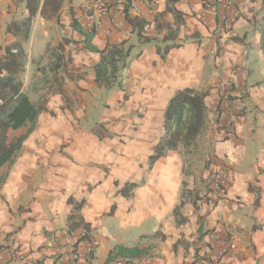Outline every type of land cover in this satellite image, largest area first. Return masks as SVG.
I'll return each mask as SVG.
<instances>
[{"label": "crops", "instance_id": "0c3cea01", "mask_svg": "<svg viewBox=\"0 0 264 264\" xmlns=\"http://www.w3.org/2000/svg\"><path fill=\"white\" fill-rule=\"evenodd\" d=\"M68 3L59 20L40 11L33 24L64 19L67 92L50 96L46 112L57 118L40 114L0 191V264H65L74 248L84 251L76 238L85 227L70 230V199L85 201L80 216L99 242L93 264H264V0H138L145 34L156 41L141 45L126 21L91 42L98 50L134 47L122 89L108 93L95 84L98 56L72 27L77 19L87 31L80 0ZM33 27L23 45L42 54L52 32ZM18 40L0 29V57ZM228 81L241 84L250 103L218 128ZM184 89L207 92L209 151L188 164L180 146L150 169L169 100ZM212 174L229 178L213 205L202 198ZM127 183L139 184L130 197L119 192ZM119 247L145 254L112 255Z\"/></svg>", "mask_w": 264, "mask_h": 264}, {"label": "trees", "instance_id": "16d2710c", "mask_svg": "<svg viewBox=\"0 0 264 264\" xmlns=\"http://www.w3.org/2000/svg\"><path fill=\"white\" fill-rule=\"evenodd\" d=\"M24 3V17L20 22H13L8 27V33L19 40L5 48V53L0 57V191L3 188L11 168L19 157L24 143L29 139L36 129L40 114L46 111L43 103H36L24 91L22 75L27 68V54L24 42H27L38 13L49 20L61 17L60 10L64 0H18ZM170 2L176 0H169ZM132 2L126 6V10ZM127 13V12H126ZM60 15V16H59ZM127 15V14H126ZM72 27L78 29L86 38L85 45L90 52L98 56L94 66L95 84L103 88L106 93L123 87V73L130 65L133 45L127 41L119 44H108L105 49L93 48L91 42L94 37L93 31H82L77 19H72ZM127 22L137 32L141 45L150 44L156 40L145 34L147 22L144 18L131 17L127 15ZM262 50L264 51V24L262 28ZM67 40L54 48H46L45 54L50 58V63L37 67L36 72L41 73L39 81L32 86L34 92H38L37 85L43 88H53L56 85L62 86L65 68L68 60L65 56V45ZM70 60V59H69ZM207 92H200L194 89H184L176 92L169 100L165 117V136L154 147L153 153L149 156V167L165 157L169 151L178 150L183 147L185 163L200 152V141L203 139L204 130L208 123L209 110L206 104ZM127 99V95L124 98ZM26 129L22 134L18 131ZM139 184L127 183L119 192L124 197H130ZM74 210L69 216L70 230H76L81 226L90 230L80 216L85 201L76 203L70 199ZM124 257H141L145 251L138 248L126 249L119 247L112 252V255ZM111 258V256H110ZM129 261V260H128ZM129 263V262H126Z\"/></svg>", "mask_w": 264, "mask_h": 264}, {"label": "built area", "instance_id": "2783aa9c", "mask_svg": "<svg viewBox=\"0 0 264 264\" xmlns=\"http://www.w3.org/2000/svg\"><path fill=\"white\" fill-rule=\"evenodd\" d=\"M131 2V6L126 10L129 0H124L120 3L117 0H80L79 7L85 20V29L93 32L103 31L109 34L110 30L120 31L124 29L127 15L143 18L144 13L137 3L138 0H131ZM222 21L224 22L225 18ZM249 103L246 89L237 82L228 81L224 91L221 93L220 103L214 115L216 126L218 128L230 126L232 109L242 113L249 107ZM228 182V175L220 174L218 176L217 174H212L204 183L202 198L213 205L224 194ZM212 237L216 238L215 235H212ZM76 239L79 243H85L84 251L74 248L65 257V264H93L94 254L99 247V242L94 239L92 232L86 228L80 230ZM21 259L23 260L24 257ZM117 264L128 263L120 261Z\"/></svg>", "mask_w": 264, "mask_h": 264}, {"label": "rangeland", "instance_id": "374dc122", "mask_svg": "<svg viewBox=\"0 0 264 264\" xmlns=\"http://www.w3.org/2000/svg\"><path fill=\"white\" fill-rule=\"evenodd\" d=\"M72 1L73 0H70V3L65 5V7L68 8L69 4L72 5ZM5 2L6 3H4L3 8L0 12V13H2L3 11L5 12L4 15L0 16V29L6 28V31L8 32V27L10 26L11 23L13 22L18 23L23 19L25 5L23 2H19L18 0H6ZM70 8H72V6ZM63 21L64 19L61 22ZM61 22L58 23L55 19L52 21H47V23H45L46 28L43 27L42 25H38V26L33 27V31L36 29L40 30V32H38V35L39 33H42L41 29L52 32V36L50 38L49 43L47 44V47L49 46L50 48H54L61 43L59 42L60 41L59 37H61V35L63 34H61L59 31H61L63 29L62 27L65 25V24L62 25ZM28 56H29V60H28ZM67 58L68 57L66 56V59ZM27 62L29 63L27 65L26 72L22 75V81L24 84V91L32 98L34 102L40 103V104L43 103L44 105H46L50 96L54 94L62 95L63 93L67 92V90L65 89L64 82L61 87L56 85L53 88H49V87L43 88V86L40 84V85H37L38 92H34L32 90V86L34 85L35 82L39 81V78L41 77V73H37L36 69L37 67L48 65L50 63V58L48 55L46 56L45 52L42 54H36V55L29 52L27 54ZM46 117L51 118V119H56L57 114L56 112L48 113V111L47 112L45 111V113L43 114L41 118L45 119ZM25 131L26 129H23V130L18 131L16 134H22ZM205 141L206 140L200 141L201 150L199 152V155H197L198 157H200L203 154H207L209 151L208 149L209 147L206 146ZM203 145L205 147H203Z\"/></svg>", "mask_w": 264, "mask_h": 264}]
</instances>
